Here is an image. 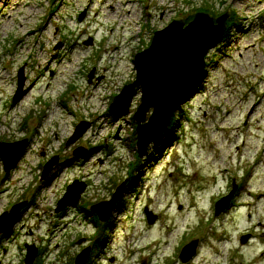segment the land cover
Returning <instances> with one entry per match:
<instances>
[{"label": "rangeland", "instance_id": "374dc122", "mask_svg": "<svg viewBox=\"0 0 264 264\" xmlns=\"http://www.w3.org/2000/svg\"><path fill=\"white\" fill-rule=\"evenodd\" d=\"M202 12L230 15L236 26L208 52L201 84L167 132L138 157L140 89L126 115L110 105L135 81L134 57L154 34ZM21 69L25 95L13 104ZM80 123L86 134L67 147ZM23 140L13 171L0 159V216L25 204L0 235V264H24L26 247L37 249L34 264H75L88 248L86 264H184L180 252L193 241L186 264H264V0H0V143ZM77 149L88 154L74 157ZM75 181L87 186L78 205L55 214ZM233 183L229 207L215 217ZM122 184L99 235L90 208Z\"/></svg>", "mask_w": 264, "mask_h": 264}, {"label": "water", "instance_id": "95a60500", "mask_svg": "<svg viewBox=\"0 0 264 264\" xmlns=\"http://www.w3.org/2000/svg\"><path fill=\"white\" fill-rule=\"evenodd\" d=\"M228 15L214 19L206 13H197L193 20L186 24L183 19L175 18L166 28L154 34L150 46L134 57L133 66L136 72L135 81L125 86L120 94L114 98L110 111L116 112L118 117L128 113L132 98L137 88L141 92V104L133 116L136 124V150L138 157H144L149 146L160 139L168 129L170 120L176 108L186 100L192 89L201 84L205 72V57L224 36ZM90 39L84 46H91ZM94 74L88 76L92 82ZM18 87L13 104L22 100L25 93L23 87L25 79L23 69L18 73ZM152 109V115L146 122V114ZM89 124L80 123L68 140L69 147L79 141L87 132ZM29 143L27 140L12 144L0 143V159L3 170L10 173L18 165ZM87 151L77 149L74 157L87 155ZM58 159L53 158L43 168L41 180H46ZM126 188L122 184L112 196L111 201L92 206L90 212L97 215L101 223H106L112 215L117 202ZM87 186L75 181L67 187L62 199L57 204L55 214L73 208L79 203ZM236 191L233 183L232 190L227 197L215 204V217L223 213L230 205ZM24 203L13 206L9 212L0 216V235L12 231L18 224ZM148 223L152 225L154 217L148 216ZM249 240V236L241 238V243ZM197 241L185 246L180 252V260L186 264L196 255ZM27 254L24 264H34L37 257L35 247H26ZM90 256V249L83 250L75 260V264H86Z\"/></svg>", "mask_w": 264, "mask_h": 264}, {"label": "trees", "instance_id": "16d2710c", "mask_svg": "<svg viewBox=\"0 0 264 264\" xmlns=\"http://www.w3.org/2000/svg\"><path fill=\"white\" fill-rule=\"evenodd\" d=\"M202 13H206V12H202ZM207 13H208V12H207ZM228 17H230V18H228V20H229L228 23H229V24L226 25V31H225L224 36H223V38H222V42H223V43L226 42V41L228 40V38H229V34H230L231 30L236 26V23H234V22L232 21L231 16L228 15ZM192 20H193V17H192L190 20L185 21V22H186V24H189ZM230 21H231V23H230ZM172 116H173V115H172ZM166 132H167V131H166ZM166 132H165V133H166ZM137 161H139V159H138ZM134 169H135V167H134ZM118 205H119V207L121 208V202H119ZM94 219H95V222H96V227H97V230H98L99 235L105 233V229L108 227V224H104V225H103V224H101V223L98 221V219H97L96 217H94ZM96 244H97V243H96Z\"/></svg>", "mask_w": 264, "mask_h": 264}, {"label": "bare ground", "instance_id": "6f19581e", "mask_svg": "<svg viewBox=\"0 0 264 264\" xmlns=\"http://www.w3.org/2000/svg\"><path fill=\"white\" fill-rule=\"evenodd\" d=\"M113 15H116V13H113ZM100 31H101V28H98V29L95 30V32L98 33V35L100 34ZM156 234L158 235L159 233L157 232V233H155V235H156ZM156 243H158V246H159V244H160L161 242H158V241H157ZM156 243H153V244H156ZM163 243H164V240H163ZM258 245L260 246L261 244L258 242ZM151 246H152V245H150V247H151ZM148 248H149V247L144 248L143 251H147ZM143 251H141V252H143Z\"/></svg>", "mask_w": 264, "mask_h": 264}]
</instances>
